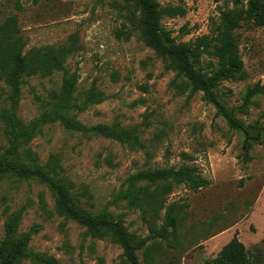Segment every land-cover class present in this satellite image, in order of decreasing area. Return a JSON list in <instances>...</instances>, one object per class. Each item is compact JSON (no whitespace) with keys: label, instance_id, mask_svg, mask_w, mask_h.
Listing matches in <instances>:
<instances>
[{"label":"rangeland","instance_id":"obj_1","mask_svg":"<svg viewBox=\"0 0 264 264\" xmlns=\"http://www.w3.org/2000/svg\"><path fill=\"white\" fill-rule=\"evenodd\" d=\"M157 1L184 11L161 19L175 43L215 34L222 11L246 6V0ZM137 15L135 5L126 0H0V22L16 20L23 52L46 45L68 48L64 65L77 75V104L83 103L92 84L105 95L104 101L70 115L87 127L117 123L144 144L132 148L102 135L69 130L56 121L42 124L26 147L41 164L58 157L77 205L91 214L110 212L134 243L144 241L137 250L141 264H211L233 238L250 254L264 255V142L259 141L264 136V95L243 105L246 89L264 84V25L241 21L234 36L243 73L214 90L221 104L258 134L246 151L244 133L232 129L203 92L192 93L186 78L144 44L134 28ZM217 66L215 57L203 54L197 68L209 74ZM61 78V72L24 77L17 116L28 123L48 110ZM8 94L0 79V105L7 103ZM1 126L0 152L7 145ZM183 165L194 166L210 184L198 190L185 183L175 186L163 207L146 215L149 222L139 208L116 201L131 174ZM173 204L182 206L177 228L163 231L166 208ZM16 212L18 232L32 230L29 249L59 264L123 260L119 244L95 238L85 226L59 215L53 192L37 178L8 174L0 180V242L6 219Z\"/></svg>","mask_w":264,"mask_h":264},{"label":"trees","instance_id":"obj_2","mask_svg":"<svg viewBox=\"0 0 264 264\" xmlns=\"http://www.w3.org/2000/svg\"><path fill=\"white\" fill-rule=\"evenodd\" d=\"M126 1L133 3L138 12L134 18V28L144 44L164 59L169 68L186 78L192 93L203 92L232 129L244 133L243 149L247 151L250 141L257 140L258 134H252L248 127L227 110L214 90L221 82L242 75L244 64L239 55L234 31L243 20L251 21L256 27L264 25V0H246L245 7L222 11L215 34L203 35L187 43H175L161 27L164 15L174 17L184 13L180 7L162 6L157 0ZM15 25L16 20L13 17L0 22V79L9 89L5 99L7 103L0 105L1 132L7 142L0 152V180L8 174L39 179L53 192L59 215L85 226L87 232L95 238L108 237L119 244L123 255L121 264H141L137 250L144 241L134 243L123 224L115 220L110 212L105 210L99 214H91L77 205L71 196V183L63 176L64 170L58 157L50 156L46 163L41 164L36 153L26 146L40 131L42 124L56 121L69 130L102 135L126 143L132 148H143L144 144L137 134L120 128L117 123L87 127L71 116L70 111H82L89 105L100 103L105 100V95L92 84L85 93L83 103L77 104L74 93L78 78L75 72L70 73L64 65L68 48L46 45L23 52L24 43L16 36ZM203 54L218 60L217 68L209 74L202 73L197 68ZM55 72L62 73L61 86L58 91L52 92L49 109L37 119L23 122L17 116L23 78L49 76ZM258 95H264V84L259 82L246 89L243 105H247ZM183 157L188 158L185 154ZM248 159L246 157L245 161ZM182 183L192 190L210 184L209 180L197 173L194 166L183 165L177 170H141L127 177L125 187L118 192L116 201H125L127 206L139 208L144 213L145 221L149 222L146 215L149 212H158L172 188ZM181 207L173 204L166 208L163 231L167 228L176 230L177 214ZM19 218L20 212H16L5 221L4 236L0 242V264H25V261L30 264H59L53 257L29 249L32 230L18 232ZM211 264H264V255L260 252L250 254L240 240L233 238L221 248Z\"/></svg>","mask_w":264,"mask_h":264},{"label":"water","instance_id":"obj_3","mask_svg":"<svg viewBox=\"0 0 264 264\" xmlns=\"http://www.w3.org/2000/svg\"><path fill=\"white\" fill-rule=\"evenodd\" d=\"M259 141L264 142V136H262Z\"/></svg>","mask_w":264,"mask_h":264}]
</instances>
